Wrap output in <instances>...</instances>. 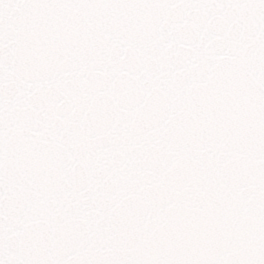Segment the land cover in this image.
I'll return each mask as SVG.
<instances>
[{"label":"snow or ice","instance_id":"6c2138e0","mask_svg":"<svg viewBox=\"0 0 264 264\" xmlns=\"http://www.w3.org/2000/svg\"><path fill=\"white\" fill-rule=\"evenodd\" d=\"M0 264H264V0H0Z\"/></svg>","mask_w":264,"mask_h":264}]
</instances>
